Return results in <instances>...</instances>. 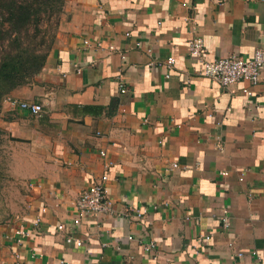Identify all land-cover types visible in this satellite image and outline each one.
<instances>
[{
	"label": "crops",
	"instance_id": "obj_1",
	"mask_svg": "<svg viewBox=\"0 0 264 264\" xmlns=\"http://www.w3.org/2000/svg\"><path fill=\"white\" fill-rule=\"evenodd\" d=\"M195 36L206 60L251 57L264 0L65 1L42 70L6 96L42 111L3 99L22 189L0 221V264H264V71L220 85L189 54ZM104 172L113 212L81 215Z\"/></svg>",
	"mask_w": 264,
	"mask_h": 264
},
{
	"label": "trees",
	"instance_id": "obj_2",
	"mask_svg": "<svg viewBox=\"0 0 264 264\" xmlns=\"http://www.w3.org/2000/svg\"><path fill=\"white\" fill-rule=\"evenodd\" d=\"M65 1L0 0V112L3 99L42 70Z\"/></svg>",
	"mask_w": 264,
	"mask_h": 264
},
{
	"label": "built area",
	"instance_id": "obj_3",
	"mask_svg": "<svg viewBox=\"0 0 264 264\" xmlns=\"http://www.w3.org/2000/svg\"><path fill=\"white\" fill-rule=\"evenodd\" d=\"M129 34V33H126ZM114 46L110 45L109 49H113ZM188 52L194 58L198 59L201 63L200 71L203 75L211 78L222 86L233 84L239 80H246L252 84H256L260 79V74L264 71V48H257L253 52L251 57L244 58L236 55H230L228 57L216 58L213 60L204 59V42L201 37H193L189 40ZM122 58L125 54H121ZM175 59L173 56H169L163 61V65L170 68L174 63ZM77 71H80L79 69ZM169 74H166L168 77ZM117 83L119 92L124 93L126 88L124 86V80L122 75L117 76ZM244 92L250 93L248 89H243ZM6 100L17 104L20 109L27 111L32 114H38L42 111V105L33 101L28 100H14L11 97H6ZM102 156L105 155V151H100ZM110 162H104V168L110 166ZM176 165V164H174ZM225 175L226 172H221ZM108 176L104 172L94 183L84 189L76 200V208L81 215L97 216L99 214H111L113 212L112 201L107 195V182ZM243 179L242 176L239 177ZM223 226L229 227L226 211L224 210L219 216ZM38 219H36L37 222ZM75 223H79V218L74 219ZM58 229H63V225H58ZM16 240L21 242L27 235L28 232L24 229L15 230ZM131 238V236H128ZM210 235H205L204 240H208ZM66 242H74L76 245H81V239H74L72 236H66ZM154 247V243L150 242L144 245L145 251H151ZM254 253V252H252ZM239 256L243 255L242 252L238 253Z\"/></svg>",
	"mask_w": 264,
	"mask_h": 264
},
{
	"label": "rangeland",
	"instance_id": "obj_4",
	"mask_svg": "<svg viewBox=\"0 0 264 264\" xmlns=\"http://www.w3.org/2000/svg\"><path fill=\"white\" fill-rule=\"evenodd\" d=\"M9 143L1 136L0 139V221L7 218L19 204L21 183L13 176L11 165L13 151ZM18 152V151H17ZM16 163V162H15Z\"/></svg>",
	"mask_w": 264,
	"mask_h": 264
}]
</instances>
